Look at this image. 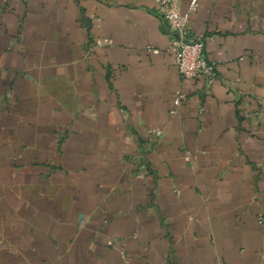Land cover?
Returning a JSON list of instances; mask_svg holds the SVG:
<instances>
[{
	"label": "crops",
	"instance_id": "obj_1",
	"mask_svg": "<svg viewBox=\"0 0 264 264\" xmlns=\"http://www.w3.org/2000/svg\"><path fill=\"white\" fill-rule=\"evenodd\" d=\"M190 34L210 85L154 0H0V264H264V0Z\"/></svg>",
	"mask_w": 264,
	"mask_h": 264
},
{
	"label": "built area",
	"instance_id": "obj_2",
	"mask_svg": "<svg viewBox=\"0 0 264 264\" xmlns=\"http://www.w3.org/2000/svg\"><path fill=\"white\" fill-rule=\"evenodd\" d=\"M158 8V17L168 27L170 34V50L175 55V62L180 74L185 78H203L209 85L218 77L217 64L206 54V37L190 34V18L198 9L199 0H191L186 12L181 9V0H154ZM103 43L109 39L104 38ZM100 44V43H99ZM148 51L160 53L161 49L153 46ZM186 95L180 91L176 95V102L180 103ZM156 133L160 135L161 130Z\"/></svg>",
	"mask_w": 264,
	"mask_h": 264
}]
</instances>
